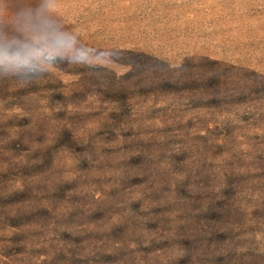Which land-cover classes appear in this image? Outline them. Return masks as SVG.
<instances>
[{"label": "rangeland", "instance_id": "rangeland-1", "mask_svg": "<svg viewBox=\"0 0 264 264\" xmlns=\"http://www.w3.org/2000/svg\"><path fill=\"white\" fill-rule=\"evenodd\" d=\"M0 264H264V0H0ZM52 9L47 11V7Z\"/></svg>", "mask_w": 264, "mask_h": 264}, {"label": "clouds", "instance_id": "clouds-1", "mask_svg": "<svg viewBox=\"0 0 264 264\" xmlns=\"http://www.w3.org/2000/svg\"><path fill=\"white\" fill-rule=\"evenodd\" d=\"M40 6H37V14L30 17L18 18L20 13H16L10 20L12 31L15 35L9 36L7 32V25L0 21V53L7 51H23L30 46L35 48V55L45 56L49 55V48L41 40L35 38L36 26L40 25L42 28L46 25V20H42L39 17ZM52 7L49 5L47 11H50ZM8 57L0 55V68H18L26 69L29 67H37L35 64L16 63L13 58L11 63L5 62ZM2 74V73H0Z\"/></svg>", "mask_w": 264, "mask_h": 264}]
</instances>
